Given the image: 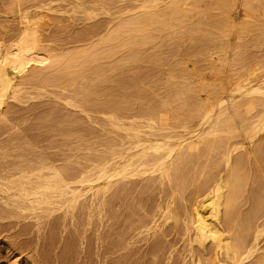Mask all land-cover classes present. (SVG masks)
I'll list each match as a JSON object with an SVG mask.
<instances>
[{
  "label": "rangeland",
  "instance_id": "374dc122",
  "mask_svg": "<svg viewBox=\"0 0 264 264\" xmlns=\"http://www.w3.org/2000/svg\"><path fill=\"white\" fill-rule=\"evenodd\" d=\"M77 1L19 0L20 4L17 0H0V38L7 39L15 34L20 26L18 13L28 11L29 15L33 14L35 23L38 21L35 26H38L43 34L44 47H46L43 50L46 49L44 50L46 53L48 51L52 54H50L52 61L46 62L45 68L37 66L33 71L37 70L38 72L45 69V72H51L55 70L62 74V76L58 74L61 77L54 78L57 81L51 82L52 84L47 82L51 81L53 77L46 81V78H40L41 75L36 76V80L34 77L31 78L34 79L31 80L32 83L28 77L31 75V71H27L26 75L23 74L20 78L18 77L20 84L24 81L27 84L29 80L28 84L31 86L25 83V85L22 84L24 86H20L21 91L23 88L26 89L23 90L24 93L21 92L23 101L9 98L7 100L9 105L6 103L7 106H2L4 111L1 109L0 113V168L9 163H20L19 160L29 161L39 154L38 157L52 156L58 160L56 163L60 167L73 166L77 172H79L77 168L81 169L89 164L90 167L96 166L90 171V174L93 172V175H96L99 170L97 163L100 164L102 160L121 150L122 147L124 149L129 146V141L133 139L131 134L136 128L141 132L143 141L147 142H144L146 146L156 139L169 144L178 143L184 139L185 141L198 139L197 135L200 131L203 129L210 131L211 127V131L215 130L217 134L213 132L214 135H211L213 133L204 135L202 144L200 143L199 146V148L203 146L202 150H192L194 154L198 153L193 156L190 164H184L182 169L176 171L173 168L171 181L160 179L156 173L157 178L149 180V183L148 180H145L150 176L147 171L146 176L136 173L134 176H127L126 179L114 183L116 185L112 184L106 194L110 196L114 191L116 197L112 204L111 202L106 204L102 218L98 216V209L91 206L87 209L85 206L89 203L86 201L96 197L91 192L84 194L77 202L74 212L78 218L77 221L75 219V224L69 220L70 214L65 221V218H62L63 212L58 211L59 213L54 214L57 217L56 223L54 217L50 218L53 225L46 217H42V222L37 224V219L44 215L41 209L23 211L14 209L9 205L12 201H8V204L5 202L7 199L10 200L9 197L2 200V197H6L8 194L0 195V264H198V258H201L199 264H232L231 260L227 258L224 248L218 259H214V243L210 239L205 241L204 249L194 240V243L191 244L193 249L191 256L188 248L190 247L189 238L193 231L189 225V214L192 209L193 197L198 200L202 199L204 196L202 193L212 187L222 174L220 177L222 178V212L225 211L226 198H230L234 202L231 221L228 224H223L225 242H231L232 245L238 247L240 252L243 249V244L247 245L251 242L258 225L264 229L262 228L264 227V135L262 134L264 129L259 130L251 142L244 135L245 129L250 127L252 122L258 120L259 114L263 115L262 112L264 113V105L261 102L264 99V88L259 92H250L251 95H249L250 87H256L258 84L264 86V6H262L264 0H230L228 3H231V6H228L229 13L219 6L218 9L214 4L215 9L212 8V4L208 5L211 10H216L215 12L208 11L209 6L205 7L204 3V5L202 4L204 8L198 9V6L202 7L200 5L202 2L198 4L196 1L197 6H195V1L189 0L190 3L184 7L190 10L193 7L196 11L198 9L197 12L207 11L222 20L216 27L217 29H209L211 26L206 25L207 29L205 24L200 26L197 23L200 13H196L195 10H186L188 13L183 17L187 21L183 17V20L170 17L168 18L169 23L164 27L150 23L151 29L157 27V31L152 30L155 36H152L149 41H145L148 44L142 41L143 44L140 47L136 45L129 48L124 46L117 50L114 57L108 59L92 56L88 59H94V61L89 60L92 64L86 68H83V64L87 60L77 59L79 53L91 51V53L97 54L99 48L105 44V38L106 40L112 39L110 34L114 30L115 33L112 35L113 38H116L115 41L123 39L124 34L121 27L124 22L141 19L138 9L131 10L134 7L132 5H139L141 0ZM210 1L212 2L209 0V3H211ZM79 2L81 4H78ZM261 2L263 4L260 5ZM72 4L75 5L72 6ZM85 4L87 7L94 8L89 15L84 10L86 9ZM76 5H82V8H76ZM160 5L162 6L163 2L159 3ZM11 11L16 15L10 13ZM35 13H38L37 16ZM91 13L93 14L91 15ZM217 13H221L220 17ZM246 13H248L247 16ZM222 15L225 16L222 17ZM228 18H233L234 23ZM244 21L248 23L244 25ZM145 25L147 30H151L148 28V24ZM191 26L194 31L192 34L189 30V28L192 30ZM141 27L140 29L139 26L140 31H137L139 36L147 35L150 32L148 30L147 33L144 26ZM75 57L78 61L74 59ZM242 57H245L244 60L247 61L242 60ZM240 59L243 62H240ZM257 59L259 62H263L259 63ZM232 60L233 62L238 60V65L240 64L242 68L237 65V62L233 63V66ZM220 64L221 67H219ZM76 69L77 72L74 71ZM238 70H241L239 74ZM240 74L241 76H238ZM234 75L237 76V79ZM26 77L28 78L26 79ZM42 78L47 84L41 80ZM216 80L219 81V84ZM230 81L231 83H229ZM28 86L30 87L28 88ZM183 88L188 89L183 92ZM209 88H211L210 91ZM221 88H223V92H221ZM179 89L182 90L180 94L176 92H179ZM58 90L61 91L60 96ZM216 91L218 96H224L226 99L222 103L223 106L219 105L218 99H216L218 97L215 96ZM230 91H233L234 96L229 95ZM55 95L56 97H54ZM258 97H263V99H259V101ZM255 100L258 102L256 103ZM205 101L207 105L210 104L206 107L209 108L212 115L208 121L205 120L202 111L197 115L193 114L195 108L200 107ZM245 108L247 110H243ZM100 111L101 113H99ZM110 115L112 118L114 116L119 118L122 127H118L107 119L106 116ZM163 115L164 117H162ZM175 123L177 124L175 125ZM209 125L211 127H208ZM119 128L126 129V132L120 131ZM238 133L239 135H237ZM207 136L209 139L205 138ZM225 136L227 137L225 138ZM209 140H212V143ZM258 140H261V143L260 141L259 143L255 142ZM221 141L227 143L226 149L223 146L226 143L222 144ZM236 141H244L245 147L238 148L241 150L238 152L235 150L231 166L228 167L227 158L224 159L226 154H222L223 147L225 153L228 146ZM256 144L259 148L256 147ZM182 149L178 148L177 152H184L185 150ZM247 150L250 152V158ZM224 155L225 157H223ZM239 155L244 160L245 156L248 159L241 162V169L239 166L237 170L228 171L233 168L232 165L236 162L235 156L240 158ZM10 164L6 167L9 168ZM4 166L0 170H5ZM2 179L0 178V183L6 182ZM198 186L200 190L197 192ZM1 187L0 184V192ZM84 199L86 200L84 201ZM2 201H4V205H2ZM167 201L174 202L170 211L165 210ZM168 217L169 219H167ZM259 240V247L262 248L248 255L242 264H264V230H262Z\"/></svg>",
  "mask_w": 264,
  "mask_h": 264
},
{
  "label": "bare ground",
  "instance_id": "6f19581e",
  "mask_svg": "<svg viewBox=\"0 0 264 264\" xmlns=\"http://www.w3.org/2000/svg\"><path fill=\"white\" fill-rule=\"evenodd\" d=\"M19 2V0H17ZM21 1V0H20ZM59 1V0H57ZM63 1V0H62ZM77 1V0H76ZM97 1V0H96ZM95 1V2H96ZM127 1V0H126ZM129 1V0H128ZM140 1V0H139ZM162 1L163 2V5L159 6V3H162L160 2ZM195 1V6H197L196 4V1L198 4H200L201 2V6H198V9L200 8H204L203 5L205 7L209 6L210 4H214L215 6H219L222 8V10H227L226 12L229 13V10H228V6H231L230 4H228L230 2V0H212L211 3H209V0H193V2ZM254 1V0H253ZM259 1V0H258ZM263 1V0H262ZM15 2V1H14ZM17 2V3H18ZM54 2V1H53ZM65 2V0H64ZM78 2V1H77ZM80 2H82V0H80ZM78 3V4H81V3ZM100 2V1H99ZM98 2V3H99ZM122 2V1H121ZM206 2V3H205ZM208 2V3H207ZM245 2V1H243ZM250 2V1H249ZM264 2V1H263ZM11 3V2H9ZM20 3V2H19ZM18 3V4H19ZM52 3V2H51ZM50 3V4H51ZM75 3V2H74ZM86 3V1H85ZM97 3V2H96ZM124 3V1H123ZM128 3V2H127ZM190 3L189 0H141L140 1V4L139 5H132L134 6L131 10L132 11H135V10H139L140 13H139V17H141V19L139 20V18H137L136 20H132L130 18V20L132 21H129L128 23L127 22H124V25L126 26L124 28V25L122 26L121 24V30L123 31V34H124V37L123 35L121 37H123V39H120V40H116L115 41V37L113 38V33H115L114 31H112V34H110L112 37V39H109V40H106L105 38V44L102 45L99 50L97 51V54L95 53H91L90 52H84V53H79V57L77 59H84L87 60V62L90 60L88 58L92 57V56H95L96 58H98L99 56H101L102 58L104 57L105 59L107 58H112L114 57L113 55L117 52L118 49H122L124 46L125 47H132V46H137V47H140L142 46L143 42L145 41H149L150 38H152V36H155L154 35V32H152V30H156L157 31V27H154L151 29L150 27V23H156L158 25H160V27H164V25H167L169 22H168V18L170 17H173L176 18V19H182L185 17L184 15H187L186 13V10H190L189 8H186L184 7L187 6V4ZM204 3V4H203ZM248 3V1H247ZM254 3V2H252ZM16 4V3H15ZM21 4V3H20ZM35 4V3H33ZM49 4V3H48ZM54 4V3H53ZM77 4V3H76ZM132 4V3H130ZM203 4V5H202ZM209 4V5H208ZM236 4V3H235ZM263 4L262 2L260 3V5ZM8 5V4H7ZM6 5V6H7ZM12 5V3H11ZM75 5V4H74ZM72 4V6H74ZM83 5V3H82ZM75 6L76 8L80 7L82 8L81 6ZM124 6L126 4H123ZM213 5V9H215ZM241 5V4H240ZM245 5V4H243ZM13 6V5H12ZM41 6V5H40ZM47 6V5H46ZM49 6V5H48ZM194 6V7H195ZM264 6V5H262ZM10 7V5H9ZM17 7V5H16ZM35 7V6H34ZM39 7V6H38ZM44 7V6H43ZM74 7V8H75ZM121 7V6H120ZM128 7V6H127ZM126 7V8H127ZM191 7V6H189ZM218 7V9H219ZM235 7V5H234ZM247 7V6H246ZM245 7V8H246ZM257 7V6H256ZM15 8V7H14ZM40 8V7H39ZM53 8V6H52ZM73 8V7H72ZM71 8V9H72ZM73 8V9H74ZM85 8L84 10H86V14L88 13V15L90 14V12L94 10V8L91 6L87 7L86 4H85ZM124 7L122 6V9ZM193 7H191V10H195L194 8L192 9ZM210 8V6H209ZM207 8V10H211V8L209 9ZM253 8H255L253 6ZM5 9V8H4ZM8 9H11V8H8ZM7 9V10H8ZM19 9L22 10V8L19 7ZM18 9V11H19ZM30 9V8H29ZM43 9V8H42ZM41 9V10H42ZM45 9V8H44ZM43 9V10H44ZM197 9V8H196ZM197 9V11H198ZM206 9V8H205ZM204 9V10H205ZM217 9V8H216ZM234 9V8H233ZM248 9V8H247ZM262 9V8H261ZM12 10V9H11ZM40 10V9H39ZM118 10H121V9H118ZM125 10V9H124ZM123 10V11H124ZM130 10V8H129ZM190 10V11H191ZM203 10V9H202ZM221 10V9H220ZM219 10V11H220ZM230 10H231V7H230ZM246 10V9H245ZM249 10V9H248ZM264 10V8H263ZM13 11V10H12ZM10 12V13H14L15 12ZM17 11V12H18ZM52 11V10H50ZM117 11V10H115ZM190 11H189V14H190ZM196 11V10H195ZM196 13H200V19H199V22H197L198 24H200V26L204 25L205 26L209 25L211 27L210 28H216L218 27L219 25V22L222 21L220 18H216L214 14H211L207 11H201L200 12H197ZM212 12H215L216 10H211ZM218 11V12H219ZM255 11V10H253ZM261 11V10H259ZM33 12V11H32ZM53 12V11H52ZM119 12V11H118ZM117 12V14H118ZM244 12V11H243ZM257 12V11H256ZM264 12V11H263ZM96 13V12H95ZM128 13V12H126ZM227 13V14H228ZM251 13V12H250ZM260 13V12H259ZM11 14V15H12ZM18 17H19V29L18 31L15 33V34H11L12 36L5 39L2 37V39L0 38V113L2 112V110L4 111V109H2V106L3 105H6L7 103V100L9 98H14V99H17V100H21L23 101L22 97H21V92H23V90H26L23 88V90L21 91V87L20 86H24L26 84V82L24 81V85L20 84L19 82V78L21 76H23V74L26 75L27 71H31V75H29L28 77H30V81L31 80H34L36 76H40L43 77L44 79L46 78L48 81L51 80V77L52 80L51 81H48L47 83H54V81H57L56 77H61L62 74L61 73H57V71H47L45 72V69L44 71H38L34 68H36L37 66L38 67H43L44 64L46 62H50L52 61V59H50L52 56L51 52L49 53L47 51V53L44 51L46 49L43 50V48H46L44 47V39H43V34L42 32H40V30L38 29V26H35L37 25L36 22L35 23V19L33 18V14L32 15H29V12L28 11H23L21 13H18ZM36 14V13H35ZM38 14V13H37ZM36 14V16H37ZM93 13H91L92 15ZM98 14V13H97ZM221 13H217V15L219 16ZM224 14V13H223ZM232 14V13H231ZM245 14V13H244ZM248 13H246V16H247ZM253 14V13H252ZM264 14V13H263ZM16 15V14H15ZM40 15V14H39ZM121 15V14H120ZM226 15V14H225ZM224 15V16H225ZM229 15V14H228ZM227 15V16H228ZM255 15V14H254ZM262 15V14H260ZM44 16V15H43ZM94 16V15H93ZM184 16V17H183ZM222 15V17H224ZM251 16V15H250ZM40 17V16H39ZM92 17V16H91ZM183 17V18H182ZM220 17V16H219ZM231 17V16H229ZM260 17V16H259ZM59 18V17H58ZM126 19V18H125ZM127 19V20H128ZM185 19V18H184ZM231 19V18H228V20ZM233 19V18H232ZM231 19V20H232ZM250 19V18H249ZM253 19V18H252ZM256 19V18H255ZM258 19V18H257ZM261 19V18H259ZM38 20V19H37ZM181 20V21H182ZM186 20V19H185ZM225 20V19H224ZM223 20V21H224ZM174 21V20H172ZM187 21V20H186ZM201 21V23H200ZM247 21V20H246ZM260 21V20H259ZM175 22V21H174ZM179 22V21H178ZM232 23L233 20L231 21ZM240 22V21H238ZM257 22V20H256ZM127 23V24H126ZM180 23V22H179ZM227 23V22H226ZM230 23V24H232ZM245 23H248V22H245L244 21V25ZM254 23V22H253ZM261 23V22H260ZM144 24V25H143ZM145 24H148V28H150L151 30H149L150 32L148 33V30L146 29L147 27H145L146 25ZM175 24V23H174ZM243 24V23H242ZM250 24V23H249ZM256 24V23H254ZM173 25V24H172ZM236 25V24H235ZM239 25V23H238ZM247 25V24H246ZM263 25V24H262ZM139 26H140V29L142 28L141 26H144L145 30H147V35L145 34L143 36H139V34L137 33V31L139 32L140 29H139ZM157 26V25H156ZM206 26V28H207ZM225 26H227L225 24ZM231 26V25H230ZM242 26V25H241ZM239 26V27H241ZM251 26V25H250ZM98 27V26H97ZM174 27V26H172ZM171 27V28H172ZM244 27V26H243ZM92 28V27H91ZM119 28V26H118ZM167 28V27H166ZM192 28V26H191ZM199 28V27H198ZM202 28V27H200ZM205 28V29H206ZM236 28V27H235ZM252 28V27H251ZM258 28V27H257ZM261 28V27H259ZM94 29V28H92ZM125 29V30H124ZM159 29V28H158ZM162 28H160L159 30H161ZM203 29V28H202ZM201 29V30H202ZM208 29V28H207ZM217 29V28H216ZM225 29V28H224ZM232 29V28H231ZM250 29V28H249ZM97 30V29H96ZM191 33H190V31ZM188 32L190 34L194 33L193 31V28L192 30L189 28ZM242 30V29H240ZM245 30V29H244ZM14 31V30H13ZM121 31V32H122ZM125 31V32H124ZM248 31V30H247ZM143 32H144V29H143ZM146 32V31H145ZM161 32V31H160ZM203 32V31H202ZM238 32V31H237ZM244 32V31H243ZM4 33V32H3ZM231 33V32H230ZM233 33V32H232ZM242 33V32H241ZM119 34V33H118ZM117 34V35H118ZM7 35V34H6ZM91 35V34H89ZM126 35V36H125ZM119 36V37H120ZM240 36V35H239ZM109 37V38H110ZM127 37V38H125ZM162 39V38H161ZM122 40V41H121ZM100 41V40H99ZM110 41V42H109ZM143 41V42H142ZM163 42V41H162ZM161 42V43H162ZM237 42V41H236ZM147 43V42H145ZM160 43V44H161ZM170 43V42H169ZM99 44V43H97ZM141 44V45H140ZM148 44V43H147ZM163 44V43H162ZM236 44V43H235ZM167 45V44H165ZM47 46V45H46ZM92 46H96L97 45H94L92 44ZM91 46V47H92ZM220 46V45H219ZM121 47V48H120ZM165 47V46H163ZM43 50V51H42ZM49 51H52V50H49ZM53 52V51H52ZM99 53V54H98ZM236 54V52H234ZM233 53V54H234ZM51 54V55H50ZM54 55V53H53ZM97 55V56H96ZM221 55V54H220ZM244 55V54H243ZM57 56V55H56ZM76 56V55H75ZM227 56V55H226ZM251 56V55H250ZM54 57V56H53ZM72 57V56H71ZM77 57V56H76ZM76 57L74 59H76ZM225 57V56H224ZM221 58V57H220ZM232 58V57H231ZM243 58V59H242ZM241 59L244 60L245 57H242ZM248 58V57H247ZM50 59V60H49ZM76 59V60H77ZM224 59V58H223ZM227 59V58H225ZM237 59V57L235 58V60ZM240 59V62H243L241 61ZM71 60V59H70ZM97 60V59H96ZM215 60V59H214ZM217 60H219L217 58ZM78 61V60H77ZM90 61H94L93 60H90ZM84 62L83 64V68H86L87 66L90 67V65L92 64L91 62ZM223 61V60H222ZM245 61V60H244ZM247 61V60H246ZM245 61V62H246ZM258 61V59H257ZM72 62H74L72 60ZM232 64L237 62V65H238V60L233 62V60L231 61ZM259 62V61H258ZM261 62V61H260ZM259 62V63H260ZM263 62V61H262ZM261 62V63H262ZM71 63V62H70ZM86 63V64H85ZM179 63V62H178ZM217 63V62H216ZM219 63H223V62H219ZM250 63V62H249ZM89 64V65H88ZM183 64V63H182ZM221 64L219 67H221ZM248 64V63H247ZM256 64V63H255ZM258 64V63H257ZM35 65V66H34ZM180 65V64H179ZM187 65V64H186ZM226 65V64H225ZM240 65V64H239ZM238 65V66H239ZM47 66V65H45ZM44 66V68H45ZM50 66V65H49ZM230 66V65H229ZM234 66V64H233ZM244 66V65H243ZM264 66V64H263ZM88 67V68H89ZM93 67V66H91ZM223 68L224 65H222ZM241 67V65L239 66ZM259 67V66H258ZM80 68H82V66H80ZM183 68V67H182ZM242 68V67H241ZM253 68V67H252ZM250 68V69H252ZM263 68V67H261ZM213 69V68H212ZM221 69V68H219ZM239 69V68H238ZM246 69V68H245ZM34 70V71H33ZM39 70V69H38ZM242 70V69H241ZM241 70H238V74H239V71L241 72ZM260 70V69H259ZM75 72H77V69L74 70ZM232 71V70H231ZM246 71V70H245ZM28 72V73H29ZM215 72V71H214ZM221 72V71H220ZM227 72V71H226ZM237 72V70H236ZM256 72V70H255ZM57 73V74H56ZM188 73V72H187ZM223 73H225V71H223ZM246 73V72H245ZM60 74V75H58ZM184 74V72H183ZM249 74V73H248ZM24 75V76H25ZM33 75V76H32ZM215 75V74H214ZM220 75V74H219ZM230 75V74H229ZM233 75V74H232ZM245 75V74H244ZM250 75V74H249ZM248 75V76H249ZM255 75V74H253ZM32 76V77H31ZM55 76V77H54ZM186 76V75H185ZM184 76V77H185ZM217 76V75H216ZM224 76V74H223ZM238 76H241L238 75ZM257 76V75H256ZM255 76V77H256ZM19 77V78H18ZM26 77V79L28 78ZM34 79H31L33 78ZM109 77V76H108ZM111 77V76H110ZM213 77V75H212ZM234 77L236 78L237 76L234 75ZM39 78V77H38ZM39 78V80H40ZM41 79L43 82L45 81L44 79ZM222 78V77H221ZM227 78V77H226ZM243 78V77H242ZM261 78V77H260ZM24 79V78H23ZM37 79V77H36ZM35 79V80H36ZM54 79V80H53ZM216 79V78H215ZM220 79V77L218 78V80ZM229 79V78H228ZM237 79V78H236ZM255 79V78H253ZM59 80V79H58ZM185 80V79H184ZM212 80V79H211ZM252 80V79H251ZM260 80V79H259ZM21 82H23L22 80H20ZM45 81V83H46ZM66 81V80H65ZM217 81V80H216ZM229 81V80H228ZM256 81V80H255ZM254 81V82H255ZM258 81V79H257ZM29 82V80H28ZM27 84L26 85H30V84ZM32 82V81H31ZM30 82V83H31ZM42 82V83H43ZM210 82V81H209ZM218 84H219V81H217ZM221 82V81H220ZM238 82V81H237ZM236 82V83H237ZM253 82V81H252ZM33 83V82H32ZM46 83V84H47ZM51 83V84H52ZM60 83V82H59ZM69 83V82H68ZM227 83V82H226ZM231 83V81L229 82ZM228 83V85H229ZM249 83V82H247ZM263 83V82H262ZM48 84V85H49ZM211 84V82H210ZM213 84V83H212ZM235 84V82H234ZM251 84V82H250ZM246 85V84H245ZM31 86V85H30ZM28 86V88L30 87ZM33 86V84H32ZM64 86V85H63ZM186 86V85H184ZM216 86V85H215ZM233 86V85H232ZM55 87V86H53ZM60 89H61V86L59 85ZM68 87V85H67ZM183 87V86H182ZM189 87V86H187ZM191 87V86H190ZM213 87V86H211ZM220 87V86H219ZM242 87V86H240ZM244 87V86H243ZM27 88V87H26ZM27 88V89H28ZM32 88V87H31ZM42 88V87H41ZM65 88V87H64ZM225 88V86H224ZM251 90L249 91V95L250 92H259L260 89L264 88L263 85H260L258 84V86L256 87H250ZM182 89V88H181ZM184 89V88H183ZM188 89V88H186ZM184 89L183 92H186ZM198 89V88H197ZM211 88H209V91H210ZM223 88H221L220 90H222ZM240 89V88H238ZM244 89V88H242ZM47 90V89H45ZM62 90V89H61ZM206 90V89H205ZM219 90V91H220ZM29 91V90H27ZM182 90L179 89V92L176 91L177 93L180 94ZM212 91V90H211ZM229 91V90H228ZM227 91V92H228ZM264 91V89H263ZM60 92L58 90V95L60 96ZM223 92V90L221 91ZM235 92V91H234ZM24 93V92H23ZM28 93V92H27ZM56 93V92H55ZM176 93V94H177ZM217 93V91H216ZM220 93V92H219ZM262 93V91H261ZM260 93V94H261ZM26 94V92H25ZM62 94V93H61ZM178 94V95H179ZM213 94V93H212ZM222 94V93H220ZM219 94V95H220ZM244 94V93H243ZM248 94V93H247ZM246 94V95H247ZM263 94V93H262ZM24 95V94H23ZM57 95V94H56ZM56 95L54 97H56ZM57 95V96H58ZM182 95V93H181ZM184 95V94H183ZM209 95V94H207ZM218 96V93L215 94V96ZM224 95V94H223ZM229 95L232 97L234 96V93L233 91H230ZM245 95V96H246ZM28 96V95H27ZM62 96V95H61ZM175 96V94H174ZM177 96V95H176ZM216 96V97H217ZM221 96V95H220ZM218 96L216 99H218V102H219V105H222L223 106V102L226 101V99H224V96ZM260 96V95H259ZM24 97V96H23ZM67 97V95H66ZM73 97V95H72ZM72 97H68V98H72ZM244 97V96H243ZM248 97V96H247ZM22 98V99H21ZM28 98V97H27ZM31 98V96H30ZM34 98V97H33ZM75 98V97H73ZM212 98V97H211ZM246 98V97H244ZM214 99V98H213ZM256 99V98H255ZM259 99H263L258 97V100ZM236 100V99H235ZM251 100V99H250ZM254 100V99H253ZM252 100V102H253ZM16 101V100H15ZM66 101H68L66 99ZM71 101V100H70ZM210 101H213V100H210ZM243 101V100H242ZM256 101V100H255ZM260 101V100H259ZM217 102V101H216ZM215 102V103H216ZM232 102V101H231ZM236 102V101H234ZM233 102V103H234ZM239 102V101H237ZM247 102V101H246ZM249 102V101H248ZM258 101H256L257 103ZM262 104L264 105V99L263 101H261ZM23 103V102H22ZM25 103V102H24ZM68 104L69 101L67 102ZM243 103V102H242ZM245 103V102H244ZM250 103V102H249ZM255 103V102H254ZM253 103V104H254ZM8 104V103H7ZM66 104V103H65ZM238 104V103H237ZM252 104V103H251ZM9 105V104H8ZM207 103L205 101V103L200 106V107H197L195 108V110L193 111V114L194 115H197L198 113H200L201 111L204 112V116H205V120L208 121L210 118H211V111L209 110L208 105L210 106V104L208 103L207 107H206ZM212 105V104H211ZM233 105V104H231ZM247 105V104H246ZM250 105V104H249ZM257 105V104H256ZM7 106V105H6ZM234 106V105H233ZM240 106V105H239ZM253 106V105H252ZM251 106V108H252ZM260 106V105H259ZM212 107V106H211ZM221 107V106H220ZM249 107V106H248ZM6 108V107H5ZM235 108V106H234ZM233 108V109H234ZM238 108V107H237ZM2 109V110H1ZM232 109V108H231ZM236 109V108H235ZM234 109V110H235ZM83 110V109H82ZM243 110H247L246 108L243 109ZM250 110V109H249ZM248 110V111H249ZM84 111V110H83ZM264 111V109H263ZM226 112V110H225ZM236 112V111H234ZM240 112V111H239ZM237 112V113H239ZM246 112V111H244ZM101 113V111L99 112ZM103 113V112H102ZM233 113V112H232ZM243 113V112H242ZM261 113V112H260ZM105 114V112L103 113ZM167 114V113H166ZM218 114V113H217ZM216 114V115H217ZM241 114V113H240ZM245 114V113H244ZM249 114V113H248ZM257 114V113H256ZM259 114V112H258ZM263 115L259 114V118H257L258 120H256L254 123L252 122V124L250 125V127H243V128H246L245 129V132H244V135L246 138H248V141L251 142L254 140V138L257 136L258 134V131L261 130V129H264V113L262 112ZM150 115V114H149ZM160 117H161V114H159ZM221 115V114H220ZM223 115V114H222ZM228 115V114H227ZM253 115V114H252ZM114 116V115H113ZM247 116V115H246ZM108 117L107 119L111 120V122L115 123L118 127H122V123L120 121L119 118L115 117L112 118L111 115L110 116H106ZM105 117V118H106ZM147 117H150V116H147ZM164 117V115L162 116ZM167 117V116H165ZM169 117V116H168ZM224 117V116H223ZM231 117V116H230ZM151 118V117H150ZM228 120L229 118L226 117ZM233 118V117H232ZM243 118V116H242ZM248 118V117H247ZM149 119V118H147ZM158 119V118H157ZM171 119V118H170ZM222 119V118H221ZM256 119V118H255ZM219 121V119H216ZM151 122V120H148ZM171 121V120H170ZM189 121V120H187ZM230 121V120H229ZM139 122V121H138ZM144 122V121H143ZM147 122V121H146ZM157 122V121H156ZM161 122V121H160ZM159 122V123H160ZM166 122V121H165ZM169 122V121H167ZM251 122V120H250ZM141 123V122H140ZM162 123V122H161ZM214 123V122H213ZM228 123V122H227ZM249 123V122H247ZM111 124V123H110ZM164 124V123H163ZM169 124V123H168ZM177 123H175L176 125ZM183 124V123H182ZM187 124H189L187 122ZM195 124V123H194ZM172 125V124H171ZM181 125V124H180ZM184 125V124H183ZM181 125V126H183ZM193 125V124H192ZM198 125V123H197ZM196 125V126H197ZM248 125V124H247ZM114 126V125H112ZM142 126V125H141ZM162 126V125H161ZM169 126V125H168ZM178 126V125H177ZM246 126V125H245ZM153 127V126H152ZM185 127V126H184ZM208 127H211L210 125ZM216 127V125H215ZM236 127V126H235ZM127 128V127H126ZM135 128V127H134ZM191 128V127H190ZM193 128V127H192ZM217 128V127H216ZM221 128V127H220ZM242 128V129H243ZM158 129V128H157ZM182 129V128H181ZM219 129V128H218ZM236 129V128H235ZM120 131H123L122 129L119 128ZM126 130V129H125ZM124 130V131H125ZM189 130V129H188ZM191 130V129H190ZM212 130V127L210 129V131ZM214 130V129H213ZM120 131H119V135H120ZM128 131V130H127ZM168 131V130H167ZM166 131V132H167ZM209 129H203L202 131L199 132V134L197 135V138H194V139H189V140H186L184 139V141H180L178 143H172V144H169L167 142H162V141H159L158 139L156 140H152L151 143L149 145H145L141 137V132L139 130H137V128L135 129L134 132H132L133 134H131V136L133 137L130 138L132 140L129 141V146H127L126 148L122 149L121 150H118L116 151V153H112L111 155H109L106 159L102 160V162L97 163L98 165V174L96 173V175L94 174L93 175V172L92 174H90L91 170L94 169L95 167H90V164L88 166H83L81 169L77 168V170H79V172H77L76 170H74L75 168L73 166H65V167H60L59 165H57V161L56 158L54 157H50V156H39V154L35 155L36 158H32V159H29V161H26V162H22L19 160L20 163H13V164H10L11 166L8 168L6 167L7 165H3L4 168H6L5 170H0V178L2 180H6V182H1V192L2 194L0 195H5L4 193H7L8 196H3L2 197V200L7 197H9L10 200L7 199V201H5L7 204L9 203L8 201H12L11 205L14 209H19L21 211L23 210H27V209H41V212L44 213V215H42L39 219H37V224L39 225L41 222H42V217H46L49 219V221L51 220L50 218L54 217V220L57 218L54 216V214L59 213L60 211H62V215H63V219L66 221V219L68 218V214H70L69 216V220L72 222V224H75V219L77 221V218L78 216L75 214L74 210L76 209V206H77V202L80 200V197H82L84 194L86 193H89L91 192L92 195H96V197L93 199L91 198L90 200L86 201V202H89L88 204H86V208L89 209L90 206L92 208H96L98 209V216L100 218H102L104 215L103 212L105 210V206L106 204L110 203L111 204L113 203V200H115L114 198L116 197V193H113L110 195V196H107L108 194L107 193V189L113 184V185H116L114 183H117L119 181H121L122 179H126L127 176H134V174L136 173H141V174H144V176H146V173L147 171L149 172L150 176H148V178H146L145 180H155V174L160 178V179H168L169 181H171V175H172V169H176L177 170H180L183 168V165L184 164H190L192 158H194L193 156L196 155L198 152H196L195 154L193 153V151H197L198 149L201 151L202 150V147L199 148L200 146V143L201 141H203V138H204V135L206 133H213L215 132L217 134V132L214 130V131H209ZM126 132V131H125ZM177 132V131H176ZM220 132V131H219ZM229 132V130H228ZM231 132V130H230ZM130 133V132H129ZM149 133V132H148ZM175 133V132H174ZM186 133V132H185ZM128 134V133H127ZM231 134V133H230ZM243 134V132H242ZM260 134V133H259ZM264 135V132L262 133ZM261 134V135H262ZM154 135V134H153ZM162 135V134H161ZM170 135V134H169ZM211 135H214L211 134ZM239 135V133L237 134ZM262 135V136H263ZM121 136V135H120ZM149 136V135H148ZM166 136V134H165ZM175 136V135H174ZM183 136V135H182ZM210 136V135H208ZM205 137V138H208L209 137ZM124 137V136H123ZM122 137V138H123ZM128 137V136H127ZM151 137V136H150ZM156 137V136H155ZM211 137V136H210ZM216 137V136H215ZM227 136H225L226 138ZM243 137V135H242ZM264 137V136H263ZM126 138V137H125ZM144 138V137H143ZM164 138V137H163ZM224 138V139H225ZM234 138V137H232ZM121 139V137H120ZM119 139V141H120ZM154 139V138H153ZM211 139V138H210ZM222 139V138H221ZM244 139V138H243ZM259 139H260V135H259ZM263 139V138H262ZM146 140V139H145ZM234 140V139H233ZM246 140V139H245ZM256 140V139H255ZM155 141V142H154ZM206 141V140H205ZM210 142L212 140H209ZM208 141V142H209ZM215 141V140H214ZM226 141V139H225ZM231 141V140H230ZM261 143V140H258V141H255L257 143ZM207 142V141H206ZM209 142V143H210ZM222 144L226 143L224 141H221ZM228 142V140H227ZM233 142V141H232ZM230 142V143H232ZM237 142V141H236ZM234 142L231 144V146H228V149L225 151L224 153V150L227 148V143L224 144L223 146H225V149L223 147V153L222 154H226V157L225 155L223 157H225L224 159L227 158V166L230 167L231 166V161H232V157L235 153V150L238 151H241V150H238V148L240 147H245L244 146V141H239V142ZM253 142V143H255ZM122 143H123V140H122ZM121 143V144H122ZM147 143V142H145ZM212 143V142H211ZM210 143V144H211ZM230 143H228L230 145ZM119 144V143H118ZM127 144V143H126ZM125 144V146H126ZM202 144V143H201ZM204 144V142H203ZM208 144V145H210ZM252 144V143H251ZM116 145V144H115ZM213 145V144H211ZM221 147V148H222ZM256 147H258V145L256 144ZM178 148H183L182 150L184 152H177L178 151ZM254 148V147H253ZM259 148V147H258ZM257 148V149H258ZM119 149V147H118ZM135 149V150H133ZM242 149V148H241ZM244 149V148H243ZM256 149V148H255ZM165 150V151H164ZM193 150V151H192ZM198 150V151H199ZM192 151V152H191ZM248 151V150H247ZM253 151V150H252ZM177 152V153H176ZM222 152V151H221ZM244 152V151H243ZM246 152V151H245ZM249 152V151H248ZM33 153V152H32ZM35 153V152H34ZM176 153V154H175ZM247 153V152H246ZM254 153V151L252 152ZM31 154V153H29ZM242 154V152H241ZM248 155V153H247ZM249 155H250V152H249ZM254 157H255V153L253 154ZM175 156V157H174ZM236 157V162L234 165H232V169L231 170H228V171H233L234 169H238L237 167H239L241 165V162L244 160L243 157H241L239 155L240 158H238V156H235ZM251 157V155L249 156V158ZM31 158V157H30ZM246 159H248V157L245 156ZM245 159V160H246ZM26 160V159H25ZM234 160V159H233ZM244 160V161H245ZM243 164V163H242ZM3 166L2 168L0 169H3ZM227 167V168H228ZM130 169V170H129ZM239 169H241V166L239 167ZM226 170V169H225ZM6 171V173H5ZM96 171V170H94ZM100 171V173H99ZM4 172V173H3ZM95 173V172H94ZM127 173V174H126ZM222 175V174H221ZM220 175V177H221ZM138 176V175H137ZM139 176H142V175H139ZM125 177V178H124ZM173 177V176H172ZM218 180H216V182L214 183V185H212V187H209L207 189V191H205L204 193L201 194V197L202 199L198 200L196 199V197H193V201H192V209L190 211V214H189V225H190V229L193 231V234L190 236L189 238V244H190V247L188 248L191 256L193 255V249H192V242L194 243V240L197 241V243L202 247V249L205 248V241L210 239L213 241L214 243V259H218L220 253H221V250L223 251V248L226 250V255H227V258H229L231 260V263L232 264H242L243 261L245 260V258L248 257V255L256 252L259 250V248L261 249L262 247L260 246L259 247V236L260 234L262 233V230L264 229H261L260 228V225H258L257 227V230L255 231L254 233V237L253 239L251 240V242L247 245H244L243 244V249L239 252L238 251V247H236L234 244L232 245L231 242H225V238L223 237L224 234H225V229L223 227V224L224 223H229V221H231V216L233 215V212H234V202L232 199L230 198H226V203H225V211L222 212V208H221V205H222V186H221V180L222 178H220ZM157 178V177H156ZM1 180V181H2ZM150 183V181H149ZM125 187V186H124ZM122 188V187H121ZM122 190V189H120ZM197 192L198 190H200V187L198 186L197 187ZM6 194V195H7ZM120 194V193H119ZM196 194H199V193H196ZM197 196V195H196ZM229 197V196H228ZM1 199V198H0ZM86 199H84L85 201ZM83 201V202H84ZM1 202V201H0ZM4 201H2V205ZM174 202L172 201H167L166 203V211H170L172 205H173ZM7 206V205H6ZM110 206V205H109ZM159 207V206H158ZM169 209V210H168ZM59 211V212H58ZM107 211V210H106ZM114 211V210H112ZM113 213V212H112ZM116 213V211H115ZM166 213V212H165ZM167 214V213H166ZM57 216V215H56ZM112 216V215H111ZM223 217V218H222ZM115 218V217H114ZM113 218V220H114ZM170 218H171V215H170ZM169 219V217L167 218ZM112 220V219H111ZM51 222V221H50ZM49 222V223H50ZM118 222V221H116ZM52 225L54 224L53 222H51ZM55 223H56V220H55ZM64 223V222H63ZM113 223V222H112ZM115 225V224H114ZM86 228V227H85ZM90 228V227H89ZM264 228V227H262ZM98 231V230H97ZM102 232V231H101ZM113 232V231H111ZM95 233V232H94ZM98 234V232H96ZM103 236V235H102ZM107 236V235H106ZM105 236V237H106ZM262 236V235H261ZM99 237V236H98ZM261 239V237H260ZM225 243H224V242ZM264 247V246H263ZM198 261V264L199 262L201 261V258H198L197 259ZM155 264V263H154ZM261 264V263H259Z\"/></svg>",
  "mask_w": 264,
  "mask_h": 264
}]
</instances>
